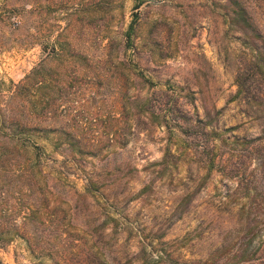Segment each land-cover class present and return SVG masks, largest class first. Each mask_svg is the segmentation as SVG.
I'll list each match as a JSON object with an SVG mask.
<instances>
[{
	"label": "rangeland",
	"instance_id": "obj_1",
	"mask_svg": "<svg viewBox=\"0 0 264 264\" xmlns=\"http://www.w3.org/2000/svg\"><path fill=\"white\" fill-rule=\"evenodd\" d=\"M263 77L264 0H0V264H237Z\"/></svg>",
	"mask_w": 264,
	"mask_h": 264
},
{
	"label": "trees",
	"instance_id": "obj_2",
	"mask_svg": "<svg viewBox=\"0 0 264 264\" xmlns=\"http://www.w3.org/2000/svg\"><path fill=\"white\" fill-rule=\"evenodd\" d=\"M138 7H136L137 9ZM243 74H239L237 76V86L240 92H244L246 90V84H247V80L248 78L244 77ZM264 80V77H263ZM262 98H264V93L261 94ZM254 206L253 211L255 212V214L253 215V219H252V223L248 224L249 226H247V234H251L252 235V240H254L255 238H257L259 235V231L257 230L258 224H260L259 222H257V218H258V210L261 208L262 211H264V199H260L258 204H252ZM255 221V223H253ZM257 230V232L255 233V231ZM239 251V250H237ZM237 253V252H236ZM241 254L239 255V259L237 264H264V236H260V238L258 239L257 243L254 244V246L250 247V243H249V250L248 248L242 250L240 252ZM218 259H220L219 256H217L216 258H214L213 260H210L208 262H212L215 263L218 261ZM208 262H206L205 264H207Z\"/></svg>",
	"mask_w": 264,
	"mask_h": 264
}]
</instances>
